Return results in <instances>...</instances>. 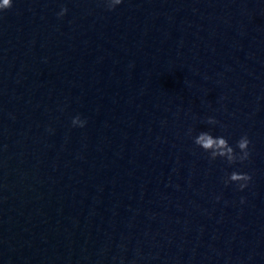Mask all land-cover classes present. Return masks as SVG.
Segmentation results:
<instances>
[{"label": "water", "instance_id": "95a60500", "mask_svg": "<svg viewBox=\"0 0 264 264\" xmlns=\"http://www.w3.org/2000/svg\"><path fill=\"white\" fill-rule=\"evenodd\" d=\"M0 264H264V0L0 11Z\"/></svg>", "mask_w": 264, "mask_h": 264}, {"label": "clouds", "instance_id": "9594fccd", "mask_svg": "<svg viewBox=\"0 0 264 264\" xmlns=\"http://www.w3.org/2000/svg\"><path fill=\"white\" fill-rule=\"evenodd\" d=\"M109 10H113L117 5L122 3V0H106ZM12 7V0H0V11L10 9ZM67 12L66 8H62L59 16H63ZM73 125H79L83 127L86 121H83L79 116L75 117L72 121ZM209 124H215V121L212 118L208 120ZM195 144L201 147L205 152L210 153L211 159H216L217 157L225 158L229 164L235 163L237 160L243 162L249 157V144L250 141L248 137L242 136L237 141V147L240 150V154L237 155L233 147L229 145L228 140L224 137H213L209 132H200L194 140ZM251 180V177L247 174H240L233 172L229 175L225 183L228 182H237L239 183L240 190H243L247 186V182ZM243 202V200L241 201Z\"/></svg>", "mask_w": 264, "mask_h": 264}]
</instances>
